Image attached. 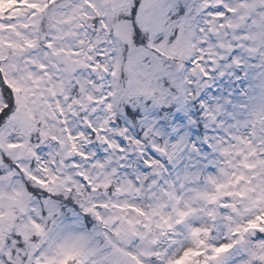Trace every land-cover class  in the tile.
I'll return each mask as SVG.
<instances>
[{"label":"snow or ice","instance_id":"snow-or-ice-1","mask_svg":"<svg viewBox=\"0 0 264 264\" xmlns=\"http://www.w3.org/2000/svg\"><path fill=\"white\" fill-rule=\"evenodd\" d=\"M31 2L33 13L51 6L55 23L43 40L29 42L42 53L33 65L38 74L29 72L27 81H21L0 68V216L16 217L0 249V264H264V183L246 187L251 174L264 170V152L257 151L250 135L252 117L264 124V7L251 12L242 26L226 29L236 37L230 52L217 48L212 53L204 51L212 43V29L225 30V23L240 15L231 0H136L125 17L133 27L131 43L122 41L117 27L109 24V10L102 3ZM123 15L118 13L116 19ZM86 19L93 21L91 26ZM162 23L170 46L185 37L195 45L182 65L160 52L165 36L150 37ZM65 26L75 30L68 32ZM189 29L194 33L190 37ZM125 63L150 78L155 90L151 97H120L114 92L115 86L123 89V72L118 77L115 68ZM94 69H103L105 80L113 78L106 84L105 105H122L109 123L116 127L123 119L148 154L141 173L150 172L154 160L165 168L171 160L175 168L185 152L204 161L199 169L202 180L181 186L184 173H177L176 195L160 194L168 200L163 210L117 197L123 187L116 179L119 172L111 173L115 189L104 183L110 167L100 176L86 174L78 162L86 153L71 155L75 146L46 126L53 121L43 100L57 96L61 86L78 88V73L87 70L94 75ZM28 83L47 95L22 98ZM45 83L53 87L40 88ZM242 123L249 130L248 155L256 164L245 161L241 179L235 173L221 174L220 161L228 153L225 141L234 142L233 124ZM137 124L142 131H136ZM149 128L152 143L144 135ZM127 136L125 132L116 137L121 154ZM161 143L166 149L171 145L172 151L161 149ZM46 149L47 159L41 156ZM57 155L66 171L53 166ZM101 155L96 152L91 159ZM132 184L140 186L136 179ZM193 187L195 193L187 191Z\"/></svg>","mask_w":264,"mask_h":264},{"label":"rangeland","instance_id":"rangeland-1","mask_svg":"<svg viewBox=\"0 0 264 264\" xmlns=\"http://www.w3.org/2000/svg\"><path fill=\"white\" fill-rule=\"evenodd\" d=\"M10 1H13L12 4L14 2H19L18 0H0V7L3 2H7L8 4L10 3ZM95 1V0H94ZM98 2L103 1V0H96ZM20 2L23 4L24 7H20V10L18 11V14H16V18L15 19H8V20H4L3 23V27L0 28V34H4L5 37L11 38L12 40H15L17 38V35L20 33L21 35H30V36H34L35 31H36V27L39 26H44L45 24H48L50 26H53L55 23V17L52 16V12L54 11V9L50 6L49 9L45 12V11H40L37 10L35 13H33V3L31 2V0H20ZM41 2H43V0H41ZM115 5L114 7H109L108 3L109 0H104V4L107 6L108 10L110 12H112L114 15H116L118 13H122L124 6H125V10L127 9V7L130 5V3L132 2V0H114ZM84 1L83 0H78V4L79 5H83ZM56 4L57 6H63V5H72L73 4V0H56ZM65 11L67 12L68 10L65 9ZM70 14V12H69ZM127 16V14L123 15V18H125ZM108 20H112V15L108 14ZM5 21H8V23H6ZM9 21L10 24H9ZM120 20H112L113 24H116L115 26L117 27V33H119L118 35L122 34V41L123 38L125 39V41H127V36L126 34L129 31H125L124 32V28L126 26V24L124 22H128L127 20H122L123 22L119 23ZM22 22H25V24H23ZM240 22V21H239ZM242 25L244 23V19H241ZM44 24V25H43ZM50 28V27H49ZM124 32V34H123ZM192 33V32H191ZM133 34V31H132ZM131 37V35L129 36ZM188 37H186L187 39ZM185 39V40H186ZM198 40H201L203 38L198 37ZM220 40H222L223 42L226 41V37L223 36L222 38L220 37ZM129 43H131V39L128 38ZM210 44L207 46L209 47ZM206 47V48H207ZM178 48H184V51L188 52L190 45L189 43H185V47L181 44H177V46L175 48H171L169 47L168 49H164V51L166 53H172V55H176L177 51L179 50ZM206 48L204 49V51L206 52ZM199 50V49H196ZM179 53V52H178ZM178 56V55H177ZM209 59H211V57H209ZM207 63V61L205 62ZM181 64V59L180 61H178L176 63V65H180ZM120 66H117V69ZM211 66H209L210 69ZM123 68H125L127 71L128 70H134V67H132L131 65L125 63V65L123 66ZM137 72V71H136ZM138 73V72H137ZM242 73V72H241ZM244 73H242V77H243ZM118 76V73H117ZM138 79L140 77H142L141 75L137 74ZM225 84L228 85L229 88L232 87L231 83H228V81L226 80V82H224ZM240 88V85L237 84ZM244 88L247 89V82L244 85ZM136 91H142L144 90V87L141 88H136L134 89ZM146 94V93H144ZM149 95V94H146ZM119 96V95H118ZM152 95L150 94V97ZM194 98V97H192ZM246 101L248 98H244ZM111 102L112 108H108V111H112L114 113V111L112 109H115L116 112L121 111L122 105L116 104ZM115 115V114H114ZM110 116L107 115V117ZM243 117V116H242ZM240 117V120L241 118ZM107 123L110 126V131L111 134L109 136V140L111 142V148L113 149V154L112 155H108L106 156H99L96 159L95 163L90 164L88 167H84L83 170L86 172V174H90L93 176V174H101L102 170L109 168L110 170L107 173V175L109 176V179H111V173L115 172L117 170H119L120 166H116V161L118 159H120V161L124 162L122 165H124L125 167H128L127 170H124L122 172V175L120 176L121 179V184L123 185V189L128 191V194L126 195L128 200H135L138 204V206H143L148 208V202L146 201V198H144V195H151L150 197L155 196L158 200H160V194L161 192L159 190L157 191H153V186L152 184L147 185L144 184V178L140 177V181H139V188H136L133 186L132 184V180L135 179V176L133 175L132 171H131V167L133 166V163L129 160H125L126 156H130V155H135L137 157L136 162L140 163L141 162V157H140V153L138 152V148L141 145L139 141L133 139L134 133H132L128 128L125 127V129L127 130L128 136H127V144L125 147V150L123 151V154H121L120 150H119V144L117 143L116 137L119 136L121 130L117 129L116 127H113L109 121L111 120L110 118L107 119ZM253 124V133L254 136H256L257 140H256V149L257 151L260 152H264L262 150L259 149H263L264 150V124H262L261 119L259 117H252L251 121ZM136 127V131L138 132V126L135 125ZM233 127L237 128V131L234 134V142L229 143L228 141H225V145L228 147V153L225 154L226 158L222 161H220V168L223 170V172L221 174L227 173L228 175H232L233 173L236 174V177L238 178H244V176L246 175L245 170L243 168V164L245 163V161H247L248 163H253L256 164V160H252L250 159L248 153H249V149H250V145H249V130L244 126V124L242 123L241 125H239L237 127V125L233 124ZM141 130H139L140 132ZM253 133L250 131V135L251 137L254 139L253 137ZM148 135V132L145 133V136ZM221 139H223V137H221ZM217 144H220V140H217ZM159 147L161 149H166L165 148V143H161L159 145ZM168 151H172L171 146L168 145L167 149ZM182 150V149H181ZM239 152H243V155L239 156L238 153ZM90 155H94L93 152H86ZM202 154V152H201ZM144 157L147 156V152L143 153ZM251 155L255 156V153H252ZM184 158L180 159L178 161V163L176 164L177 166L174 168V172L176 173V179H177V173L178 172H183L184 175L180 178L181 179V186L185 181H191V182H195V181H199L202 180L203 177L200 175V171L199 169L203 167L204 161L200 160V157L194 154H190L188 152H185L183 155ZM239 157V159H238ZM211 159V158H210ZM258 159V158H257ZM214 162V160H213ZM160 161L159 160H154L152 161V168H151V173L153 174V181H154V185H155V181H160L163 182L162 180H164L166 177V175H164V177L161 176L162 171H160ZM139 166V165H138ZM170 166V164H169ZM258 166V165H257ZM130 168V170H129ZM141 168H143V166H141ZM186 169H190V172H186ZM145 175V174H144ZM257 175V180H259V183H253L251 182V184L246 185V187H259L260 184L264 183V170H262V173H256ZM175 179V181H176ZM109 182V180H107ZM105 183V181H104ZM174 181L173 180H169L167 179V181L164 183V190L165 192L168 194L170 193L172 196L176 195V188H174ZM133 190V191H132ZM204 189H201V191H203ZM138 192L137 195H135L134 197V193ZM187 191H192L193 193H195V188H189ZM152 193V194H151ZM138 196H141L140 198H138ZM164 202V199L161 203L158 202H151L152 205L154 206H161V204ZM12 217H8V216H0V249H2V247L4 246L5 243V239L8 237V232H9V228L14 220ZM17 264H19V262H17Z\"/></svg>","mask_w":264,"mask_h":264},{"label":"flooded vegetation","instance_id":"flooded-vegetation-1","mask_svg":"<svg viewBox=\"0 0 264 264\" xmlns=\"http://www.w3.org/2000/svg\"><path fill=\"white\" fill-rule=\"evenodd\" d=\"M248 7L250 8H257L259 6H264V0H249L248 1V4H247ZM88 20H86V23L88 24ZM92 25V23L90 24V26ZM43 103L45 104V102L43 101Z\"/></svg>","mask_w":264,"mask_h":264}]
</instances>
